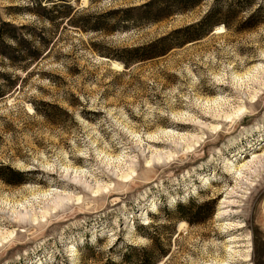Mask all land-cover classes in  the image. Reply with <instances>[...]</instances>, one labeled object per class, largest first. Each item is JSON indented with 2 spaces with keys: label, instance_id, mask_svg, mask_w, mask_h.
<instances>
[{
  "label": "rangeland",
  "instance_id": "1",
  "mask_svg": "<svg viewBox=\"0 0 264 264\" xmlns=\"http://www.w3.org/2000/svg\"><path fill=\"white\" fill-rule=\"evenodd\" d=\"M145 1L73 0L82 14L112 13L83 31L0 0V29H43L47 42L23 70L29 61L11 49L25 30L0 44L17 62L0 56V84L16 79L0 98V168L22 173L0 176V264H264V162L231 171L264 153V0L121 21ZM213 8L220 22L201 39L127 67L115 58Z\"/></svg>",
  "mask_w": 264,
  "mask_h": 264
},
{
  "label": "trees",
  "instance_id": "2",
  "mask_svg": "<svg viewBox=\"0 0 264 264\" xmlns=\"http://www.w3.org/2000/svg\"><path fill=\"white\" fill-rule=\"evenodd\" d=\"M32 4V8H27L25 10L29 11V13L36 14L37 16L43 18L46 20V22H49L50 24H55L58 20L62 23H66L68 26L71 27H77L83 31L93 30L98 31L104 26H99L105 24L108 17L111 16L112 13L104 15L102 17L97 18L96 16H90L82 14L83 11H75V8L71 5V1L73 0H26ZM100 1V0H89L90 3ZM205 0H146L143 4L139 6H132L130 8H127L124 11H118V14H124L123 16H120L121 21H127L129 19L133 20V16L131 13L138 12L139 17L137 20L144 21L147 23H156L163 19L169 18L172 15L175 14H181L182 12H185L187 10H191L194 7L198 6L201 2ZM49 2L51 5H44L43 3ZM226 2V1H225ZM224 2V3H225ZM219 4L218 0L215 1V6ZM236 5V7L240 10L247 9L251 5L250 2L247 4H244L242 6L241 0H230V4L224 6H231ZM214 6V8H215ZM208 13L206 17H204L198 24L191 25L189 27H184L182 29L176 30L169 34L168 36L164 38H160L156 40L155 42L149 43L145 46H139L132 50H124L122 52L123 55L126 56V58L122 56H115L116 59L122 61L125 65V67L129 66L131 62L135 61H143L147 59H152L158 56H162L166 54L170 49L172 48H178L181 45H183L186 42H191L194 40L201 39L204 35L208 34L211 31V28L216 23L220 22V20L214 15L215 10ZM237 10V9H235ZM229 12V11H227ZM76 16V17H75ZM222 17V16H221ZM220 17V18H221ZM217 18V19H216ZM256 18V14L253 13L251 16L248 17L247 22L250 23L248 28H251L255 25H257L260 21L254 20ZM75 21H74V20ZM252 20L254 22H252ZM120 21V20H119ZM118 21V22H119ZM223 21V20H222ZM224 22V21H223ZM225 26L228 25L224 22ZM2 28L0 29V44L2 45V42L4 41L5 37H8L10 39H13L15 42H17V38L15 37V33L21 29H24V26L17 28L13 24L10 23H2ZM8 28L7 32L3 31V28ZM124 27H121L120 30H123ZM43 29L38 30L37 33L33 32L30 34L27 30H25V34H22V37L18 40V45L15 46V48H10L12 51H16L19 53V58L21 61H29L26 65L22 66V70L29 66L32 62L37 60L42 55V50L45 49V46L47 45L46 39L44 37ZM30 34V35H29ZM6 35V36H4ZM33 36L35 39L37 38V41L39 43V46L37 48L34 47L32 42L29 40V38ZM178 40L177 43H173L172 41ZM9 49V47H8ZM0 56H5L4 58L9 62L10 65L16 66L17 62L14 60V58L6 54L5 52H0ZM1 78H4L5 75L0 74ZM16 79L11 80L9 84H0V98L3 97L6 94L7 90L13 89L15 86ZM6 172L5 176H2L3 180L8 183H19L21 182V172L12 171L9 168H0V173ZM202 206H196L195 207V214H199ZM190 208V207H188ZM188 208L182 207V205H178L176 207V210L178 211V217L181 219H187L188 214L184 213V210ZM193 214V215H195ZM196 215V216H197ZM141 230V229H139ZM126 250L132 251L136 250L133 246H125ZM146 253V251H143ZM126 259V258H125ZM149 257H146L145 259H137L135 263H131L130 260L126 259L127 264H154L155 261L151 262L148 260ZM113 264V263H109Z\"/></svg>",
  "mask_w": 264,
  "mask_h": 264
},
{
  "label": "bare ground",
  "instance_id": "3",
  "mask_svg": "<svg viewBox=\"0 0 264 264\" xmlns=\"http://www.w3.org/2000/svg\"><path fill=\"white\" fill-rule=\"evenodd\" d=\"M221 30H222V28H217V31H221ZM259 72L264 74V70H262V69L259 70ZM263 162H264V153L261 155H258V156H254L250 163L242 164V165L238 166L237 168L235 167V168L231 169V171H235L237 174L239 173L242 175L243 171L246 172L250 169V165L251 166L252 165L257 166L258 164L263 163ZM239 177H240V175H239ZM223 203H224V200H223L222 204ZM226 204H232V201L228 200ZM228 207H230V206L228 205ZM228 207L225 210H222L220 212L219 216H222V217L228 216L230 214V211H231Z\"/></svg>",
  "mask_w": 264,
  "mask_h": 264
}]
</instances>
